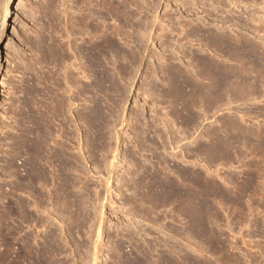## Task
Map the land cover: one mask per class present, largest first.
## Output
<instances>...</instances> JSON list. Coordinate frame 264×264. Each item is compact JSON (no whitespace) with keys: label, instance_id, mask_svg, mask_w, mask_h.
<instances>
[{"label":"rangeland","instance_id":"374dc122","mask_svg":"<svg viewBox=\"0 0 264 264\" xmlns=\"http://www.w3.org/2000/svg\"><path fill=\"white\" fill-rule=\"evenodd\" d=\"M97 4L0 0V238L45 264H264V78L181 115L164 89L213 55L205 35L264 56V0H106L101 59ZM152 174L187 200L150 194Z\"/></svg>","mask_w":264,"mask_h":264},{"label":"bare ground","instance_id":"6f19581e","mask_svg":"<svg viewBox=\"0 0 264 264\" xmlns=\"http://www.w3.org/2000/svg\"><path fill=\"white\" fill-rule=\"evenodd\" d=\"M97 5V11L95 9L93 11L90 8L91 6L86 9L82 21L95 28L99 33L100 40L96 48V54L101 59L106 54V0H98ZM8 11L7 9L6 16L9 15ZM200 34L203 35L202 33ZM205 40L212 46L210 51H212L213 55H204L201 49L191 52L190 61L188 62L189 66L183 67L189 73L188 76L181 74L178 69L167 70V82H165L167 88L163 87L164 89H168L166 92L167 101L171 109L173 111L176 110V113L178 112L177 114H188V109L194 108L196 102L206 101L208 105H214L221 97L232 100L234 93L245 95L247 89H249L248 86L250 88L252 86V83L248 85L249 78L247 77L252 75L254 78H264V56L256 48H252L246 44L230 42L225 39H218L215 36L205 35ZM202 41L201 39L200 42ZM207 41L206 43H208ZM220 55L225 57V63H221L218 60V56ZM245 65H247L246 68ZM187 68H189V71ZM250 90L254 91L253 89ZM83 93L86 95L87 91H83ZM85 122L88 128L87 120ZM228 127L229 125L222 132L228 134L230 132ZM209 135L214 139L216 133L211 132ZM27 148L30 150L29 146ZM163 148V151L166 153L165 146ZM163 178L165 177L152 174L151 179H148L145 183L141 181L140 186L146 189L149 188L150 194L154 196L164 194L167 200L171 198L175 200H187L182 189L175 187L169 181H164ZM142 187L141 189L143 190ZM64 195L65 213L68 221L72 222L76 212V203L70 184L65 188ZM193 200L195 204H199L200 196L194 195ZM38 223L39 221L36 225ZM10 236L11 234L6 237L1 236L0 238V264H45L46 251L44 250V245L41 246L43 248L38 245V248L33 251L30 247H27V243H23L22 246L14 249L10 243ZM48 254L53 262L57 256L56 251L49 247ZM164 263L170 264L168 258H164ZM131 264L143 263L135 261Z\"/></svg>","mask_w":264,"mask_h":264}]
</instances>
